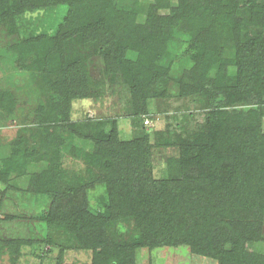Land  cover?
Segmentation results:
<instances>
[{"label": "rangeland", "instance_id": "374dc122", "mask_svg": "<svg viewBox=\"0 0 264 264\" xmlns=\"http://www.w3.org/2000/svg\"><path fill=\"white\" fill-rule=\"evenodd\" d=\"M101 1L108 4L106 12L67 19V4L27 10V0H0V264H108L111 249L101 254L103 242L126 243L134 255L131 264H220L181 237L175 244L132 249L143 231L141 218L119 210L103 220L111 210L105 199L128 147L136 148L137 161L129 164L141 174L134 173L132 184L125 182L123 194L145 184L144 176L147 182L176 179L171 191L181 207L188 199L191 208L195 201L201 209L211 208L213 190L205 175L199 176L208 156L193 146L207 138L206 117L213 107L231 113L262 102L258 142L264 144V71L251 94L233 88L243 42L257 34L264 38V28L255 23L264 22V0ZM44 33L54 41L37 40ZM204 39L224 64L222 87L228 85L234 100L244 97L242 102L225 106L217 100L213 106L210 95L217 87L207 86L204 94L200 85L192 86L197 63L192 54ZM156 44L164 47L165 73L152 74L148 83L139 55L158 53ZM138 111L150 115L149 122ZM222 122L228 145L237 146L228 116ZM189 144L200 160L181 163ZM106 157L118 159L105 168ZM51 165L57 166L58 192L39 189ZM259 167L264 175V160ZM186 174L193 178L187 181ZM253 209L255 235L247 247L264 253L263 202ZM58 210L88 211L90 217L77 225L58 223ZM199 221L200 228L208 222Z\"/></svg>", "mask_w": 264, "mask_h": 264}, {"label": "trees", "instance_id": "16d2710c", "mask_svg": "<svg viewBox=\"0 0 264 264\" xmlns=\"http://www.w3.org/2000/svg\"><path fill=\"white\" fill-rule=\"evenodd\" d=\"M27 2H31L27 10L40 6L47 8L61 3L67 4L69 7L66 14L67 19L79 15L82 17L87 15L88 18L91 15L94 18L97 11L106 12L105 8L108 7V4L103 5L101 0H27ZM210 2L216 4L218 0H211ZM115 13L120 14L117 10H115ZM262 20L255 23L264 28ZM36 38L42 43H52L54 41V38L45 33ZM243 44V51L237 55L235 61V65H237V76L235 77L237 85L236 88H233L237 89L241 86L243 95H249L254 91L252 88H258L256 83L260 81V78L257 79V77L264 71V38L257 34L254 39L248 38ZM20 47L21 45L17 47L18 52H21ZM155 47L158 49V44ZM164 53V47L159 48L158 53H140L139 63L142 66L145 65L147 71L145 77L147 78L149 74L148 83L152 74L161 76L165 73V68L160 65V62L164 59ZM216 55L217 53L211 42L207 39L202 40L198 49L192 54L197 62L195 66L196 74L194 75L195 82L192 86L200 85L204 94H206L205 88L210 85L223 90L222 93H218L216 89V92L210 95L213 106L217 100H219V103L224 100L225 106H227L226 101L230 104L236 100L242 102L245 99L244 97L234 100L232 88L230 89L228 85L222 87L223 79H225V69L224 64H220L218 61L219 56ZM212 68H217L213 76L210 75ZM198 70L201 71L200 75H198ZM259 93L263 94L261 91ZM207 94L209 93L207 92ZM258 97L261 101L260 95ZM259 104L258 108H252L248 111L234 110L231 113L225 108L213 107L207 114L206 124L208 130L205 132L207 138L204 139L203 143L193 147L198 149L201 154L208 156L207 160H203L204 165L199 176L205 175L213 190V206L211 208L201 209L197 201H195L197 205L191 208L188 199L181 207V199L171 191L175 186V183L171 181H176V179L147 182L144 176L145 184L130 189L128 193L123 194L124 189H128L126 183H128V180L131 183L134 173L138 172L139 177L141 174L140 167L136 170L129 164V162L137 161L135 160L137 157L136 148L130 151L127 147L128 152H123L126 153V156L121 157L122 171L118 178L111 180L108 189L109 195L105 199L106 204H109L111 208L109 216L103 215L102 219H111L113 217L112 212L118 213L119 210L124 212L121 214L122 216L138 215L142 220L143 231L131 247L132 249L147 244L151 247L160 244H175L178 238L181 237V240L189 244L195 252L211 255L217 258L220 264H264V253L250 251L247 247L248 242L253 240L255 235L251 227L257 222L256 211L253 207L255 205L259 206L261 201L264 204V175L259 172L261 171L260 161L264 160V144L258 142L261 137L258 126L259 111H263V105H261L262 102H259ZM141 112L138 111V114H144L143 118L150 116ZM225 116H228L229 126L232 127L229 136L238 140L237 146L231 147L228 145L231 140L224 131V122H222ZM189 147H191L190 144L184 148L181 163L188 164L192 159L200 160L197 158L199 155L194 158L193 151L191 153L192 147ZM233 147L234 149H232ZM226 148L228 152H224ZM117 159L116 157L114 160L106 157L104 167H112ZM56 168L57 166L51 165L43 173V178L47 181L42 182L39 189L50 192L59 191L57 188L59 178L55 174ZM185 178L189 181L193 176L186 174ZM119 197L126 199L123 205H119ZM83 212L73 210L65 214L62 210H58L60 214L58 217L62 219H56V221L77 225L83 222L84 218L90 217L88 211ZM204 217L208 222L203 227L201 225L200 228L199 220ZM51 220L55 221L53 217ZM198 228L199 230L196 232ZM204 244H206L205 247ZM100 245L101 254L109 251V248L111 249L106 253L108 254V264L132 263L134 255L132 251L127 250L126 243L113 242L107 244L103 242ZM94 247L96 246L94 245ZM97 256H99V253Z\"/></svg>", "mask_w": 264, "mask_h": 264}, {"label": "built area", "instance_id": "2783aa9c", "mask_svg": "<svg viewBox=\"0 0 264 264\" xmlns=\"http://www.w3.org/2000/svg\"><path fill=\"white\" fill-rule=\"evenodd\" d=\"M146 122H149V119L148 118H146Z\"/></svg>", "mask_w": 264, "mask_h": 264}]
</instances>
